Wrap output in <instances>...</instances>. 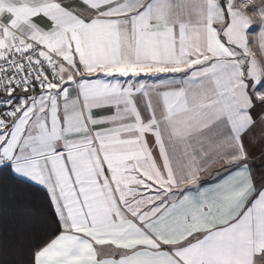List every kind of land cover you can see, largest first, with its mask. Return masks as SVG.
<instances>
[{
	"label": "snow or ice",
	"instance_id": "1",
	"mask_svg": "<svg viewBox=\"0 0 264 264\" xmlns=\"http://www.w3.org/2000/svg\"><path fill=\"white\" fill-rule=\"evenodd\" d=\"M0 224L13 264H264V0H0Z\"/></svg>",
	"mask_w": 264,
	"mask_h": 264
},
{
	"label": "trees",
	"instance_id": "2",
	"mask_svg": "<svg viewBox=\"0 0 264 264\" xmlns=\"http://www.w3.org/2000/svg\"><path fill=\"white\" fill-rule=\"evenodd\" d=\"M0 233L3 238L8 241L6 249L0 252V261L6 264H13V262L21 258V249H26L30 244L36 242V238L30 235L12 230L10 226L0 224Z\"/></svg>",
	"mask_w": 264,
	"mask_h": 264
},
{
	"label": "crops",
	"instance_id": "3",
	"mask_svg": "<svg viewBox=\"0 0 264 264\" xmlns=\"http://www.w3.org/2000/svg\"><path fill=\"white\" fill-rule=\"evenodd\" d=\"M256 154L257 155L259 154V148H256Z\"/></svg>",
	"mask_w": 264,
	"mask_h": 264
}]
</instances>
